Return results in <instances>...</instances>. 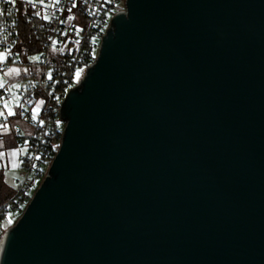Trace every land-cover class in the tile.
<instances>
[{
	"label": "water",
	"instance_id": "obj_1",
	"mask_svg": "<svg viewBox=\"0 0 264 264\" xmlns=\"http://www.w3.org/2000/svg\"><path fill=\"white\" fill-rule=\"evenodd\" d=\"M60 114L0 264H264V0H126Z\"/></svg>",
	"mask_w": 264,
	"mask_h": 264
},
{
	"label": "built area",
	"instance_id": "obj_2",
	"mask_svg": "<svg viewBox=\"0 0 264 264\" xmlns=\"http://www.w3.org/2000/svg\"><path fill=\"white\" fill-rule=\"evenodd\" d=\"M73 4L76 7L73 8ZM33 5L26 0H16L15 4L0 0V11L5 13L0 16V27L3 28L0 50L7 52L6 60L0 62V72L12 65L18 68L23 65L28 70L0 89V101H13L17 112L23 113L22 117L32 127L31 131L20 126L14 129L17 144L23 148L18 168L24 176L16 180V187L9 197L0 202L1 222L11 211H21L24 205L27 206L39 183L45 179L62 144L66 125L60 114L62 103L95 62L102 37L113 16L125 11L126 0H59L58 3L47 0L45 7ZM70 8L71 12L68 11ZM9 9L11 15L7 14ZM37 11L40 16L34 14ZM22 18L29 23L37 46V49H30V55L40 56L39 61L28 60V55L23 61L16 51L12 52L21 41ZM53 41H56L55 45ZM78 69H85L83 76L77 77ZM49 72L52 73L51 80L48 79ZM12 84L20 87L12 88ZM41 100L43 104H39ZM38 104L37 118L33 120L32 110ZM4 121L1 116L0 123ZM5 232L0 230L1 243Z\"/></svg>",
	"mask_w": 264,
	"mask_h": 264
},
{
	"label": "rangeland",
	"instance_id": "obj_3",
	"mask_svg": "<svg viewBox=\"0 0 264 264\" xmlns=\"http://www.w3.org/2000/svg\"><path fill=\"white\" fill-rule=\"evenodd\" d=\"M28 4H35L40 7H45L47 5V0H44V4H40L39 0H32L31 3H29V0H26ZM30 47L27 46L26 44H23L22 41H20L17 46L12 50V52H17L19 55V58L22 59L23 61L25 60V56L28 55V60L32 56H37V55H30ZM2 51V50H0ZM5 54V57L7 58V52L3 51ZM6 60V59H5ZM11 68H18L15 65H12ZM20 69V74L17 75L15 73L11 75H7L8 69H6L4 72H0V80H2L5 84H8L18 77H22L25 74L24 69H26V66H21L19 67ZM80 74L79 77L83 76L85 69H80ZM7 102L8 108L6 109L4 107V104ZM5 108V111L3 110ZM11 110V112L14 113V115L9 116L8 112ZM0 111H3L5 113L4 116V123H0V125L7 124V129L0 127V152H6L9 148L14 147L17 144L16 141V136H15V127L20 126L24 128L26 131H31L32 127L29 123H27L24 118L22 117L21 114H19L15 108V103L11 100L6 99L4 102L0 101ZM5 179L3 183V188L4 192L10 193L13 192V190L16 187V180L21 179L24 176V172L16 167V168H11L7 167L3 169ZM40 185V183H39ZM26 208V205L23 206V209L21 211H11L5 220L3 222L0 221V230L6 231L10 226L15 224V222L18 220V218L21 216L22 212ZM9 219H11L12 223L9 224Z\"/></svg>",
	"mask_w": 264,
	"mask_h": 264
},
{
	"label": "snow or ice",
	"instance_id": "obj_4",
	"mask_svg": "<svg viewBox=\"0 0 264 264\" xmlns=\"http://www.w3.org/2000/svg\"><path fill=\"white\" fill-rule=\"evenodd\" d=\"M10 2L13 3V4H15L16 0H10ZM31 2H32V0H29V3H31ZM39 2H40V4H44V0H39ZM56 2L58 3L59 0H56ZM33 6L35 7V5H33ZM74 7H76L75 4H73V8H74ZM68 11L71 12L72 9L70 8V9H68ZM7 14H8V15H11V9L8 10ZM34 14H35L36 16H40V12H39V11L35 12ZM3 15H5V13L2 12V11H0V16H3ZM44 19L47 20L48 17L45 16ZM0 31H3V28H2V27H0ZM52 43H53V45H55L56 41H53ZM5 59H6V57H5L4 52H3V51H0V62H2V61L5 60ZM29 59H31V60H33V61H39V60H40V56H32V57H30ZM24 71H28V70H27V69H24ZM80 71H81L80 69L77 70V77H79ZM13 73L19 75V74H20V69H19V68H9V69H8V72H7V75H11V74H13ZM48 79H49V80L52 79V73H51V72L48 73ZM4 87H5V83H4L2 80H0V89H2V88H4ZM11 87H12V88H19L20 85H19V84H12ZM39 104H43V101L41 100V101L39 102ZM39 104L37 105L36 108H34V109L32 110V119H33V120H35V119L37 118V113H38V111H39ZM4 107H5L6 109L8 108V104H7V102L4 104ZM22 114H23V113H21V115H22ZM4 115H5V113H4L3 111H0V116H4ZM8 115L11 116V115H14V113L11 112V110H9ZM0 127L7 129V124L0 125ZM25 151H27V149H25ZM12 155H16V153L13 152ZM2 156H4V153H3V152H0V157H2ZM36 158L39 159V157H36ZM13 167H15V165H13ZM11 223H12V221H11V219H9V224H11Z\"/></svg>",
	"mask_w": 264,
	"mask_h": 264
},
{
	"label": "trees",
	"instance_id": "obj_5",
	"mask_svg": "<svg viewBox=\"0 0 264 264\" xmlns=\"http://www.w3.org/2000/svg\"><path fill=\"white\" fill-rule=\"evenodd\" d=\"M20 34H21L20 39L23 44H26L27 46H31L32 47L31 49L34 48L37 49L35 39L29 27V23L26 21L25 18L21 19ZM4 179H5L4 172L3 170L0 169V202L6 200L11 194V192L10 193L4 192V188H3Z\"/></svg>",
	"mask_w": 264,
	"mask_h": 264
},
{
	"label": "crops",
	"instance_id": "obj_6",
	"mask_svg": "<svg viewBox=\"0 0 264 264\" xmlns=\"http://www.w3.org/2000/svg\"><path fill=\"white\" fill-rule=\"evenodd\" d=\"M22 150V147L15 145L14 147L9 148L6 152H3L4 156L0 157V169L3 170L7 167L13 168V165H15L14 168L18 167L19 155ZM13 152H15L16 155H12Z\"/></svg>",
	"mask_w": 264,
	"mask_h": 264
},
{
	"label": "bare ground",
	"instance_id": "obj_7",
	"mask_svg": "<svg viewBox=\"0 0 264 264\" xmlns=\"http://www.w3.org/2000/svg\"><path fill=\"white\" fill-rule=\"evenodd\" d=\"M2 243L0 242V251H1Z\"/></svg>",
	"mask_w": 264,
	"mask_h": 264
}]
</instances>
